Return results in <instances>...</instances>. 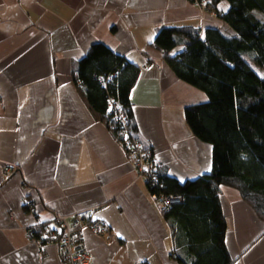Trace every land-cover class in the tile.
I'll list each match as a JSON object with an SVG mask.
<instances>
[{
    "label": "crops",
    "instance_id": "0c3cea01",
    "mask_svg": "<svg viewBox=\"0 0 264 264\" xmlns=\"http://www.w3.org/2000/svg\"><path fill=\"white\" fill-rule=\"evenodd\" d=\"M173 27L232 34L191 0H0V264H64L57 244L29 234L79 212L106 228L84 231L90 264H179L172 224L75 81L95 43L126 57L141 70L131 93L136 135L182 183L210 173L212 146L185 114L208 96L153 46ZM220 201L232 264H264V222L234 188L222 186Z\"/></svg>",
    "mask_w": 264,
    "mask_h": 264
},
{
    "label": "trees",
    "instance_id": "16d2710c",
    "mask_svg": "<svg viewBox=\"0 0 264 264\" xmlns=\"http://www.w3.org/2000/svg\"><path fill=\"white\" fill-rule=\"evenodd\" d=\"M209 1L206 10L216 13L232 34L210 28L203 38L192 27L163 28L153 43L180 80L208 96L207 102L187 107L185 114L194 135L212 146L211 172L182 183L160 169L153 189L155 194L182 197V203L163 214L174 228L179 264H232L222 186L238 190L264 222V0ZM222 1L229 4L227 11L218 9ZM140 71L103 43L93 44L77 63V86L82 84L79 89L89 107L119 141L121 127L107 102L113 98L123 107L136 134L131 93ZM101 78H109L107 87ZM48 227L35 228L34 237ZM59 229L53 232L57 235Z\"/></svg>",
    "mask_w": 264,
    "mask_h": 264
},
{
    "label": "built area",
    "instance_id": "2783aa9c",
    "mask_svg": "<svg viewBox=\"0 0 264 264\" xmlns=\"http://www.w3.org/2000/svg\"><path fill=\"white\" fill-rule=\"evenodd\" d=\"M196 4L202 11H206L204 4L199 2ZM100 81L107 87L109 78H101ZM78 87L81 88L82 84L80 83ZM107 104L110 113L121 127L122 138L120 143L124 147L127 160L138 171L140 177L145 180L160 213L164 214L171 206L182 203L180 196L155 194L153 192V189H156L158 185L157 176L162 168V163L154 156L152 148L146 147L142 139L132 132L123 107L113 98H109ZM57 222L60 226L59 234L56 235L53 229L48 227L38 238L34 237L31 231L30 238L40 246H43L44 241L46 244H57L64 264H90L91 259L86 248L84 231L89 229L97 235H103L106 229L105 225L101 221L94 220L80 212L75 213L71 219L65 216H57ZM39 227L41 226L36 228Z\"/></svg>",
    "mask_w": 264,
    "mask_h": 264
},
{
    "label": "rangeland",
    "instance_id": "374dc122",
    "mask_svg": "<svg viewBox=\"0 0 264 264\" xmlns=\"http://www.w3.org/2000/svg\"><path fill=\"white\" fill-rule=\"evenodd\" d=\"M208 12H210V11H208ZM210 13H212V12H210Z\"/></svg>",
    "mask_w": 264,
    "mask_h": 264
}]
</instances>
